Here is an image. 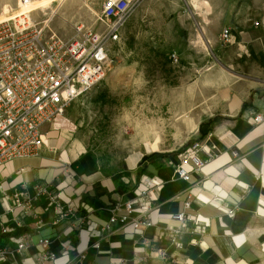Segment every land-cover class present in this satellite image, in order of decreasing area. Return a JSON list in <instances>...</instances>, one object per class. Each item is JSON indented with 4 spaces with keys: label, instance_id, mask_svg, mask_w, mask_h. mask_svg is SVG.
I'll list each match as a JSON object with an SVG mask.
<instances>
[{
    "label": "crops",
    "instance_id": "obj_1",
    "mask_svg": "<svg viewBox=\"0 0 264 264\" xmlns=\"http://www.w3.org/2000/svg\"><path fill=\"white\" fill-rule=\"evenodd\" d=\"M247 12L244 8L239 13V28L232 26L230 17L221 29L220 17L211 43H221L223 30L229 28L230 43L242 39L243 48L260 63L261 77L233 90L221 119L201 125L193 144L202 149L205 163L200 172L190 163V181L179 178L175 170L180 159L171 156L146 161L127 173L106 172L67 109L43 126L37 156L0 168V249L7 252L0 264H264V121L254 122L257 116L264 118V26L252 29ZM149 177L159 183L146 199L152 226L136 231L115 224L103 232L110 209L135 199ZM40 189L55 192L62 204L77 208V217H63ZM17 192L32 208L16 205ZM179 213L186 214L189 231L182 236L181 250L170 243L168 230L181 226L172 218ZM83 216L98 228H80ZM2 228L10 234H2ZM25 235L30 245L17 252L12 238ZM41 240L51 241L47 250ZM67 242L70 249L64 247ZM162 251L168 255L165 260ZM51 255L54 259H43Z\"/></svg>",
    "mask_w": 264,
    "mask_h": 264
},
{
    "label": "rangeland",
    "instance_id": "obj_2",
    "mask_svg": "<svg viewBox=\"0 0 264 264\" xmlns=\"http://www.w3.org/2000/svg\"><path fill=\"white\" fill-rule=\"evenodd\" d=\"M27 1L36 0H0V15L9 6L6 17L17 16ZM201 1L208 12H196L191 0H138L120 46L109 50L104 77L70 104L79 133L106 172L127 173L136 165L140 169L146 161L161 162L169 156L186 158L201 125L221 119L235 89L261 77V65L243 48L242 39L237 44L211 39L218 35L220 17L224 16L221 29L230 17L232 26L239 28L244 8L251 28L263 27L264 0ZM103 4L104 0H65L30 16L32 23H41L56 10L49 29L71 41L79 25L104 31L99 22ZM172 54H177V63ZM152 124L162 132L154 151L140 136L141 127ZM153 137L147 138L152 147ZM137 156L140 160L133 163Z\"/></svg>",
    "mask_w": 264,
    "mask_h": 264
},
{
    "label": "built area",
    "instance_id": "obj_3",
    "mask_svg": "<svg viewBox=\"0 0 264 264\" xmlns=\"http://www.w3.org/2000/svg\"><path fill=\"white\" fill-rule=\"evenodd\" d=\"M137 1L104 0L101 19L104 31L97 33L79 25L71 41L52 32L48 21L34 24L26 14L0 22V168L15 159L37 156L43 146V126L64 116L75 99L100 82L105 75L109 50L112 45L120 46L122 31L132 17ZM230 40V29L225 28L221 43L227 44ZM170 58L174 63L179 61L177 54H172ZM263 121L261 116L254 119L256 124ZM201 151L199 144L187 151L186 158L176 166L179 178L190 181L192 173L186 170L190 163L195 167L194 172H200L205 163ZM233 155L236 156V153ZM143 185L144 190L135 199L117 202L110 209L111 216L102 228L103 232L115 224L132 226L136 231L152 226L151 210L146 199L159 183L149 177ZM39 194L48 196L51 205L63 217H77V208L62 204L55 192L40 189ZM20 195L15 193L16 205L23 209L32 208L30 203L22 202ZM5 196L9 198V194ZM188 207L189 204H186ZM172 218L181 226L168 229L172 233L170 243L181 250L184 245L182 236L188 228L187 216L179 213ZM190 222L196 223L193 218ZM79 225L80 228H98L96 223H90L88 216L80 217ZM2 234H10V230L2 228ZM12 240L17 245V252L26 250L30 245L27 235ZM50 243V240L39 242L45 250ZM64 247L70 249V243H65ZM167 257V253L162 251L161 258L165 260ZM6 258L7 252L0 249V261ZM43 259L52 260L54 255L43 256Z\"/></svg>",
    "mask_w": 264,
    "mask_h": 264
},
{
    "label": "bare ground",
    "instance_id": "obj_4",
    "mask_svg": "<svg viewBox=\"0 0 264 264\" xmlns=\"http://www.w3.org/2000/svg\"><path fill=\"white\" fill-rule=\"evenodd\" d=\"M64 1L65 0H36V1H27L26 4H25V6L24 5H23L24 7L22 6L23 8H21L22 10L20 11V13L18 15H24V14H26L30 18V22L32 23L33 21H32L31 16H30L31 13L38 12L39 10L51 9L52 6H55L56 4L60 5ZM190 4L194 7L195 11L198 12L199 14H202L203 12L206 13V12L209 11L207 4L205 2H202L201 0H191ZM2 11H3V13L0 15V22L1 21H11L14 18V17H11V18L6 17L7 14H10V7L9 6H5L2 9ZM43 12L45 13V11H43ZM56 12H57L56 10H52L51 11V16L47 20L48 22H51L52 21V19L55 17L54 15H56ZM92 12L96 13L93 9H92ZM102 14H103V11H102ZM101 19H102V17L99 19V22H101ZM178 98H180V97H178ZM183 111H182V113H184ZM185 117L188 118L189 123L192 122V119H190L187 116H185ZM193 125L195 126V124H193ZM193 125L190 124L191 127ZM140 132H139L140 133V136H142V138H143V142L142 143L144 145L149 146L150 147V150H153V151L159 149V144L161 142V137H160L161 135L160 134L162 132H160V129H158L155 124H152V125H150V126H148L146 128L145 127H143V128L141 127ZM138 135L139 134H137V136ZM150 135L154 136L153 138L156 141L155 144H154V147H152L151 146L152 144H150L148 142V139L147 138L150 137ZM149 147H148V149H149Z\"/></svg>",
    "mask_w": 264,
    "mask_h": 264
}]
</instances>
